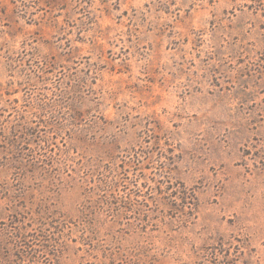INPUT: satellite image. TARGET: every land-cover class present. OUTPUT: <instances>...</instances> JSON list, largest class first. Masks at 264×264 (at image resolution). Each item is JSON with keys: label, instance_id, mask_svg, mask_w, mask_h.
<instances>
[{"label": "rangeland", "instance_id": "1", "mask_svg": "<svg viewBox=\"0 0 264 264\" xmlns=\"http://www.w3.org/2000/svg\"><path fill=\"white\" fill-rule=\"evenodd\" d=\"M0 264H264V0H0Z\"/></svg>", "mask_w": 264, "mask_h": 264}, {"label": "trees", "instance_id": "2", "mask_svg": "<svg viewBox=\"0 0 264 264\" xmlns=\"http://www.w3.org/2000/svg\"><path fill=\"white\" fill-rule=\"evenodd\" d=\"M184 199L188 200V205H190V207H192V206H193V208L197 207V198H196L195 191H193L191 193H186V196L184 197Z\"/></svg>", "mask_w": 264, "mask_h": 264}]
</instances>
